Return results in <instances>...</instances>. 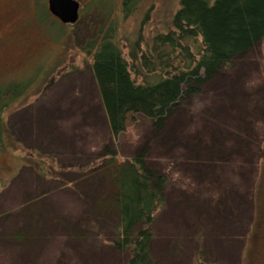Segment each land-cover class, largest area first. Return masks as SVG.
<instances>
[{"label": "rangeland", "instance_id": "374dc122", "mask_svg": "<svg viewBox=\"0 0 264 264\" xmlns=\"http://www.w3.org/2000/svg\"><path fill=\"white\" fill-rule=\"evenodd\" d=\"M77 1L82 16L71 27L51 16L48 0H0V91L30 86L4 114L11 140L0 148V264H121L104 243L113 217L99 215L102 181L65 184L111 143L93 56L82 46L90 24L113 22L131 42L164 33L181 0H140L128 17L122 0ZM116 146L121 162L147 146L150 168L173 177L154 225L153 264H264V40L165 129L141 122ZM36 153L54 161L44 173Z\"/></svg>", "mask_w": 264, "mask_h": 264}, {"label": "trees", "instance_id": "16d2710c", "mask_svg": "<svg viewBox=\"0 0 264 264\" xmlns=\"http://www.w3.org/2000/svg\"><path fill=\"white\" fill-rule=\"evenodd\" d=\"M139 2L122 0L123 15L131 16ZM88 30L82 47L93 56L91 71L111 143L103 146L96 162L86 166L84 175L65 184L101 180L99 215L113 217L111 238L105 245L116 251L121 264H153L154 225L173 177L167 170L150 168L147 146L121 162L117 139L141 122L162 131L205 83L249 55L264 40V0H181L166 32L151 38L140 35L135 42L128 37L120 40L113 22L105 29L104 24H90ZM18 85L0 91V148L11 140L4 114L30 87L19 91ZM51 158L38 154L40 172L47 171V160L52 165ZM90 229L96 235V227L90 224Z\"/></svg>", "mask_w": 264, "mask_h": 264}, {"label": "water", "instance_id": "95a60500", "mask_svg": "<svg viewBox=\"0 0 264 264\" xmlns=\"http://www.w3.org/2000/svg\"><path fill=\"white\" fill-rule=\"evenodd\" d=\"M80 3L77 0H48V10L62 24L74 25L80 19Z\"/></svg>", "mask_w": 264, "mask_h": 264}, {"label": "flooded vegetation", "instance_id": "af4514ba", "mask_svg": "<svg viewBox=\"0 0 264 264\" xmlns=\"http://www.w3.org/2000/svg\"><path fill=\"white\" fill-rule=\"evenodd\" d=\"M80 3V2H79ZM81 7H80V18L82 16V10H83V6L82 4L80 3ZM51 14V13H50ZM52 17H54L56 20H58L55 16L51 15ZM59 21V20H58Z\"/></svg>", "mask_w": 264, "mask_h": 264}]
</instances>
